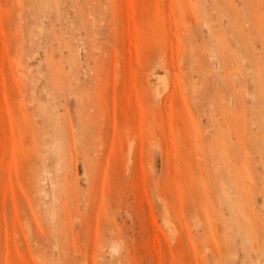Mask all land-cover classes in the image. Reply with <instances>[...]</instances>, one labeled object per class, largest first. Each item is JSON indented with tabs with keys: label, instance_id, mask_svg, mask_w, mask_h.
Returning <instances> with one entry per match:
<instances>
[{
	"label": "rangeland",
	"instance_id": "1",
	"mask_svg": "<svg viewBox=\"0 0 264 264\" xmlns=\"http://www.w3.org/2000/svg\"><path fill=\"white\" fill-rule=\"evenodd\" d=\"M0 264H264V0H0Z\"/></svg>",
	"mask_w": 264,
	"mask_h": 264
},
{
	"label": "bare ground",
	"instance_id": "2",
	"mask_svg": "<svg viewBox=\"0 0 264 264\" xmlns=\"http://www.w3.org/2000/svg\"><path fill=\"white\" fill-rule=\"evenodd\" d=\"M250 21H251V20H250ZM131 150H132V149H131ZM131 150H130V151H131ZM246 182H247V181H246ZM243 200H244V199H243ZM214 225H215V224H214ZM220 225H221V224H220ZM258 225H259V223H258ZM217 227L220 228V229L217 228L219 231L222 230V228H223V227H222V228L219 227V225H217ZM219 231H217V232H218V233H217V236L219 235ZM220 232H221V231H220ZM246 234H247V233H246ZM253 246H254V245H253ZM255 249H256V248H255Z\"/></svg>",
	"mask_w": 264,
	"mask_h": 264
}]
</instances>
